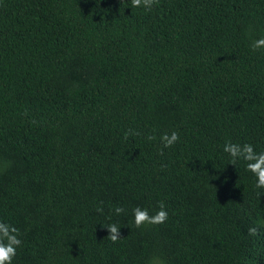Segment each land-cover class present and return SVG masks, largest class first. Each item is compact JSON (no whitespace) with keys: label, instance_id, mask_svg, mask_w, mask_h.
Wrapping results in <instances>:
<instances>
[{"label":"trees","instance_id":"16d2710c","mask_svg":"<svg viewBox=\"0 0 264 264\" xmlns=\"http://www.w3.org/2000/svg\"><path fill=\"white\" fill-rule=\"evenodd\" d=\"M262 38L264 0H0L11 264H264Z\"/></svg>","mask_w":264,"mask_h":264},{"label":"clouds","instance_id":"9594fccd","mask_svg":"<svg viewBox=\"0 0 264 264\" xmlns=\"http://www.w3.org/2000/svg\"><path fill=\"white\" fill-rule=\"evenodd\" d=\"M134 5H140L141 0H132ZM152 0H144L145 7L151 6ZM264 46V38L254 41L250 47L253 49H258ZM179 133L172 131L170 134L165 133L161 136V142L165 148L171 147L179 140ZM238 145L226 142L224 145V150L229 152L232 157L241 155V152L238 151ZM243 156L245 160L252 161L255 160V163H249L247 167L256 175V184L258 187H264V152L254 153L253 146L251 144H245L243 146ZM124 209L122 207H116L115 211L117 213L122 212ZM134 223L139 227L141 224L148 223H163L167 217L168 212L161 204L159 211L154 215H150L147 209H143L140 206H137L132 209ZM0 227H5L0 225ZM109 230L110 238L113 241H116L119 238V229L116 224L107 225ZM12 232L17 230L13 227ZM250 231H255V229H250ZM5 234H7V228L5 227ZM21 241L15 236L9 237V242L7 244L0 243V264H11L13 257L16 254V247L14 245H19Z\"/></svg>","mask_w":264,"mask_h":264}]
</instances>
